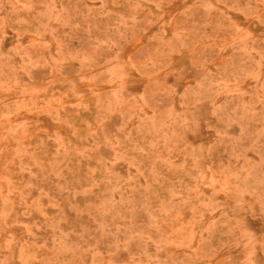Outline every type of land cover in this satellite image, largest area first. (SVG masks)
Instances as JSON below:
<instances>
[{"label": "rangeland", "instance_id": "obj_1", "mask_svg": "<svg viewBox=\"0 0 264 264\" xmlns=\"http://www.w3.org/2000/svg\"><path fill=\"white\" fill-rule=\"evenodd\" d=\"M0 264H264V0H0Z\"/></svg>", "mask_w": 264, "mask_h": 264}]
</instances>
